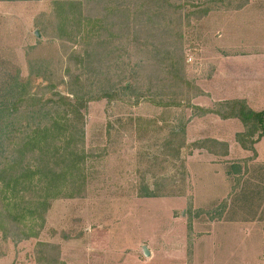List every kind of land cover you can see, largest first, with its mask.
<instances>
[{
    "label": "rangeland",
    "instance_id": "374dc122",
    "mask_svg": "<svg viewBox=\"0 0 264 264\" xmlns=\"http://www.w3.org/2000/svg\"><path fill=\"white\" fill-rule=\"evenodd\" d=\"M89 1L86 11L93 17L111 11L115 6L111 1L120 6L116 16L108 20L119 24L108 28L107 34H153L167 29L181 33L185 78L192 84L210 79L214 55L237 56L225 79H233L236 93L249 92L250 85L245 82L256 74L251 75L250 61L238 56L251 57L254 48L264 52V0H152L151 9L143 12L142 23L137 19L140 23L130 27L122 22H126V15L140 14L141 0ZM250 1L252 7L236 12ZM52 9L53 0H0V79L7 78V72L18 79H31L37 97L55 99L51 94L56 91L74 99L69 94L71 88L77 89L74 81L84 84L83 92L89 91L92 81L80 75L75 66H71V74L65 72L67 55L80 46L61 47L54 38L57 30ZM207 9L210 12L205 13ZM157 11L163 14L156 16ZM234 12L233 21L230 17ZM128 49L132 55L126 61L131 65L125 72L112 67L115 78L110 83L105 79L109 89L140 82L147 85L150 79H144L146 74L155 78L152 70L135 74L140 55ZM126 55L117 51L111 62L108 55L106 67ZM36 66L42 77L33 74ZM153 81L158 83L156 78ZM49 82L55 85L51 91L44 88ZM154 91L171 94L168 88ZM185 92L184 97L179 96L185 100L183 105L168 109L152 103L151 97L137 103L129 92L118 99L89 102L85 111L88 157L84 193L74 199L53 200L36 238L14 245L8 239L3 242L0 233V264H264V139L257 144L259 153L253 159L252 152L240 148L239 153L238 143L231 138L236 146L232 160L210 157L207 150L193 160L189 156L197 149L189 142L180 158L171 161L164 154L169 149L164 145L173 140L171 132L178 127L185 125L187 141L195 143L205 139L201 138L205 134L224 132L232 137L236 130H242L238 120L234 123L239 125L218 124V131L211 121L207 126H196L192 119L201 111L187 104L197 90ZM259 93H253L261 101L256 105L264 108V94ZM206 144L211 150L224 151L214 143ZM241 153L250 154L251 159L242 158ZM184 162L185 176L181 168ZM224 170L228 182L216 176ZM218 179L224 183H217ZM154 191L185 195L144 196ZM39 243H56L60 249ZM144 246L150 256L144 254ZM2 253L7 255L1 257Z\"/></svg>",
    "mask_w": 264,
    "mask_h": 264
},
{
    "label": "trees",
    "instance_id": "16d2710c",
    "mask_svg": "<svg viewBox=\"0 0 264 264\" xmlns=\"http://www.w3.org/2000/svg\"><path fill=\"white\" fill-rule=\"evenodd\" d=\"M151 1L141 0L140 14L135 12L132 16L126 15V22L122 24L128 27L132 24L138 25L137 19L142 23L143 12L147 7L151 9ZM111 2L115 4L111 11L104 16L93 17L86 11L89 0H53L52 13L56 19L57 30L54 38L61 47L80 46L79 50L72 49L70 54L66 52L68 55L65 72L71 74V66H75L80 75L88 76L92 81L89 91L83 92L84 84L74 81L78 85L77 89L71 88L69 92L74 99L56 91L51 94L55 99H45L32 92L31 79H18L17 75L12 76L7 72V78L0 79V233L4 235L3 242L8 239L17 245L38 237L44 228L46 214L53 200L74 199L84 193L85 161L88 157L85 147V111L89 102L105 98L118 99L120 94L129 92L137 103L140 98L151 97L152 103L168 109L183 105L185 100L179 96L184 97L186 89H196L194 97L203 94L197 84H192L185 78L183 35L173 29L164 30L161 34H107L108 28L119 24L108 21L120 9L118 4ZM127 6L125 5V10L129 11ZM208 12L209 9L205 11ZM157 13L156 16L163 14L162 11ZM131 18H134V22L130 21ZM148 20L145 21L151 24ZM158 27L161 25L158 24ZM128 48L134 49V53L140 55L135 64V74L143 75L147 70H152L158 82L156 85L153 83L155 78L146 74L144 79H150L147 85L140 82L136 85L125 84L120 88L113 85L109 89L105 79H109L110 83L115 78L112 67L125 72L131 65L130 61H126L132 55ZM117 51L127 55L120 62L113 65L110 63L106 67L108 55L111 62V56ZM48 66L49 63L46 62V70ZM36 67L38 70L33 74L42 77L40 67ZM76 79L79 80L80 77L77 76ZM54 86L49 82L44 88L51 91ZM166 88L171 94L154 91ZM192 99L189 97L187 106L201 111L196 116L215 114L221 119H239L244 130L236 134V141L243 149L253 153L252 159L258 156L255 145L264 139V110H254L246 99L216 102L211 108L194 105ZM171 136L173 140L164 145L169 148L164 154L171 161H175L180 158L182 149L188 146L186 126L174 129ZM194 143L191 148L205 149L219 156L228 154V144L214 138H205ZM206 143L219 145L224 151L211 150ZM181 168L184 169L182 174L185 176V162ZM161 179L166 180L167 177ZM184 195L159 191H154L151 196L144 194L148 197ZM22 205L24 211L19 208ZM14 223L21 226L15 229ZM39 244L58 251L60 249L56 243ZM188 253L192 255L191 247ZM6 255L7 253H2L1 257Z\"/></svg>",
    "mask_w": 264,
    "mask_h": 264
},
{
    "label": "crops",
    "instance_id": "0c3cea01",
    "mask_svg": "<svg viewBox=\"0 0 264 264\" xmlns=\"http://www.w3.org/2000/svg\"><path fill=\"white\" fill-rule=\"evenodd\" d=\"M252 7L253 6V1H250V3L246 4L243 8L239 9L236 12H242L247 10L248 7ZM234 15H231L230 20H235V13ZM223 23V22H222ZM224 43V42H223ZM225 47V45H222ZM221 46V47H222ZM243 60H249L251 65L248 67L249 69H253V73L251 75H255L254 77L248 76V80H250V82H245L247 84L250 85V89H248L249 92H244L242 91L241 93H236L235 87L236 85L233 82V79H225L227 77V75H229V73H231V63H234L233 61L237 59V56H233V55H218L217 57L214 55L213 56V61H212V66H211V77L210 79H199L197 80V85L202 89L203 94L196 96L192 103L194 105L203 107V108H211L214 106V104L216 102H222V101H228V100H234V99H246L249 106L251 108H253L254 110L257 111H261L264 110V108H260V105H256L257 103H261L260 100H256L255 97L257 95H253L254 94H260L259 92L264 94V66H263V62H264V52L255 50L252 52L251 57H249V55L247 56H238ZM251 78V79H249ZM230 93H232L234 96H231ZM255 103V104H254ZM234 120H238L240 122L239 119H221L220 117H218L215 114H206L203 116H196L195 118L192 119V122H194V124L196 126H202L201 124H205V126L208 125V121H211L214 125V129H216L218 131V129L216 128L217 125L224 127V126H229V125H239L237 122L234 123ZM241 123V122H240ZM216 124V125H215ZM242 125V123H241ZM191 126V123H190ZM240 127V126H239ZM240 129V128H239ZM244 130L243 125H242V130H236L233 134L232 137H230L229 134L224 133V132H217V134H213V135H207L205 134L203 137L201 138H214L220 142H225L228 144V154L227 155H223L221 157H223L224 159L227 158V160H232L231 156V152L233 151V143H232V139L234 138L236 140V134L239 132H242ZM206 132V130H205ZM190 133V132H189ZM224 133V134H223ZM191 135V134H190ZM207 136V137H206ZM195 140L193 139H188V143L189 142H194ZM262 141V140H261ZM260 142V141H259ZM258 142V143H259ZM236 143H238L236 141ZM255 145L256 150H257V144ZM239 145V149L235 148L239 151V153L241 152L240 148L243 149L240 144ZM245 150V149H243ZM250 152L249 150H245ZM202 152H206L205 149H197L194 150L193 154L191 156H189V158H192L194 160V158L198 159V156L202 154ZM207 154L210 155V157L213 156H219V155H214L211 154L210 152H206ZM257 153L258 150H257ZM250 154H240V156L242 158L246 157L248 158L250 156ZM253 155V154H252ZM251 155V156H252ZM220 157V156H219ZM257 158V157H256ZM227 170L216 173V176H220L221 180L223 179L224 182H228L226 180V176H227ZM220 179L217 180L218 182H222L220 181ZM222 182V183H224ZM2 259V258H1Z\"/></svg>",
    "mask_w": 264,
    "mask_h": 264
},
{
    "label": "water",
    "instance_id": "95a60500",
    "mask_svg": "<svg viewBox=\"0 0 264 264\" xmlns=\"http://www.w3.org/2000/svg\"><path fill=\"white\" fill-rule=\"evenodd\" d=\"M37 35H38V32H37ZM143 251H144V254H145L146 256H150V255H151L149 249H148L146 246L143 247Z\"/></svg>",
    "mask_w": 264,
    "mask_h": 264
}]
</instances>
